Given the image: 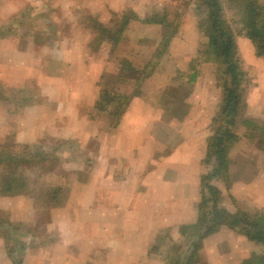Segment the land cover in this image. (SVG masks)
Instances as JSON below:
<instances>
[{
  "label": "crops",
  "instance_id": "crops-1",
  "mask_svg": "<svg viewBox=\"0 0 264 264\" xmlns=\"http://www.w3.org/2000/svg\"><path fill=\"white\" fill-rule=\"evenodd\" d=\"M109 7L114 6L110 4L98 8L101 17L97 20L100 25H96L94 29H98L100 35L96 36V42L93 41L91 55L84 50L69 47H61L60 51H52L49 55H40L51 66L59 63L62 68L65 66L73 72L69 74L66 93H73L69 89L77 85L81 96L83 93L89 94L92 91L90 88L98 92L97 81L103 78V74H124L123 67L133 60L135 54H126L124 60L120 61L107 54V41L102 39L101 30L111 29L110 25L108 27L102 24V18L107 20V15L110 18L115 13ZM161 21L151 22L142 16L133 25L128 19L120 30L139 31L137 38H130L128 41L123 39L122 33L117 34L113 43L108 41L110 48L114 45L115 49L130 53L138 47V37H141L143 44H149L150 30H155L160 34V38L154 41L156 49L160 45L164 25L169 23L164 16ZM45 26L48 27L49 24ZM0 29L6 28L0 26ZM32 38L38 40L37 35ZM186 43L181 37L178 39L175 33L165 48L161 45L164 51L157 62L168 56L165 55L166 52L169 53V58H173L170 60L172 64L169 63L164 73L160 64L152 71L148 69L144 72L141 67L140 79L146 85L139 92L135 93V90L128 94L132 100L123 105L124 113L119 119L113 120L108 129H103L98 119L90 121L86 115L75 116L76 120L84 121L89 129H93L92 158L85 157L83 166L80 165L76 170H70L72 168L68 166L67 173L83 171L84 178L72 185L71 198L62 206H52L49 209L43 229L35 234L21 232L20 238L25 236L26 245L19 264H169L165 255L152 251L154 245L159 246L155 243L156 237L165 229V238L169 243H175L185 233L184 228L198 223V206L203 195L201 179L202 176L213 173L214 158L209 143L214 133L215 115L222 103L221 88L217 85L218 76L199 73L198 68L201 70L204 62L201 63L200 60L198 41L193 40L190 45ZM33 45L36 46L37 43ZM176 50L181 54L175 55ZM22 53V50H18L17 56H22ZM29 54L33 59L39 57L36 56V49H31ZM138 58L141 63L144 62L143 54ZM149 64L147 61V65ZM188 64L189 74H182ZM53 67L43 73V70L29 66L24 72L57 74ZM18 69L22 72L21 68ZM203 78L205 82L199 85V80ZM155 80L157 86L154 87ZM187 82L191 86L189 90L181 87ZM151 93L155 96L151 97ZM54 95H57V88ZM50 96L47 95V101L43 100L42 105H31L23 110V113L35 116V124L43 126L40 133H36L35 130L32 132L33 128L29 125L32 133L28 141L50 136L55 141L69 139L81 151L86 150L85 147L91 145H86L87 140L82 137L59 136L64 127L71 125L68 121L74 116L75 106L68 105L65 110L57 106V103L63 102L66 95L60 99ZM71 97L76 98V95ZM251 100L256 99L245 100V114L242 115L245 121L260 115L256 109L253 113L250 112L251 107L255 108V103L252 104ZM258 103L264 110L261 96ZM60 123L63 125L60 126ZM235 126L237 131L234 134L237 139L227 151V161L220 174L209 181V184L222 193L223 199L219 207L228 213L235 212L237 205L243 200L238 193L248 187L244 181L231 176L235 172L231 173L230 168L232 165L246 167L244 158L253 157L255 162L257 157L255 144L253 147L250 143L247 144L241 134L242 131L245 133L246 127L240 125L239 120ZM15 141L21 142L17 136ZM1 150L5 149H0V153L3 152ZM7 155L12 156L11 153ZM70 157L72 156L68 155L65 160L71 165L73 163ZM2 158L7 157L0 154V159ZM78 158L79 155L74 157ZM250 162L249 165L252 164ZM252 166L255 169V164ZM253 187L255 189L256 184ZM13 199L11 200L16 201ZM46 205L51 206L48 202ZM241 239L243 238H239L228 225L222 224L216 231L207 234L202 244H194L198 245L208 264H219V259L220 264H236L237 260L243 259L247 254L243 252L244 246L253 245V242L251 244L248 240ZM194 244H188V259L198 254L199 249ZM1 250L2 248L0 255Z\"/></svg>",
  "mask_w": 264,
  "mask_h": 264
},
{
  "label": "rangeland",
  "instance_id": "rangeland-1",
  "mask_svg": "<svg viewBox=\"0 0 264 264\" xmlns=\"http://www.w3.org/2000/svg\"><path fill=\"white\" fill-rule=\"evenodd\" d=\"M244 1L217 0L216 2L221 9V18L230 25L234 43L233 61L238 65L239 73L243 74L237 88L241 93L240 105L248 98L256 99L251 100L252 104L255 103V108L251 107L250 112L253 113L255 109L260 112L258 118H249L242 122V117L239 120L240 125L246 127L245 133L240 132L242 136L244 135L247 144L250 143L252 147L255 144L257 155L255 162H253V157L244 158L247 163L246 167L232 165L230 168L231 173L235 172L231 176L234 175L248 185L245 190L242 189V192L238 193L243 200L237 205L235 212L241 217L243 215L252 217L256 213L264 212V110L258 103L260 96L264 100V56H256L251 42L240 34V26L237 23L238 12ZM255 2L264 4V0ZM110 4H113L114 7L109 8H113L115 13L111 14L110 18L107 15V20L102 18L104 21L102 24L108 27L110 25L111 29L101 30L102 39L107 41V54L117 61L124 60L126 54H135L133 60L123 67L124 74H103V78L97 81L98 92L90 88L92 91L89 94L83 93L81 96L77 85L73 89H69L73 93H66L65 88L69 85L67 84L69 74L73 72L65 66L62 68L59 63L58 65L53 64L54 67L51 66L44 61L45 57L42 56L43 54L49 55L52 51H60L61 47L78 48L91 55L93 41L96 42V36L100 35L98 29H94L96 25H100L98 20L101 15L98 8ZM109 8L107 9L109 10ZM206 9L207 5L200 0H0V26L6 28L0 29V149H5L1 150L3 152L0 154L7 157L0 159V249L2 248L0 264H19L22 253L18 245L23 244V247L26 245L25 236L20 238L21 232L22 234L40 232L47 216H49V209L52 206H62L67 199L71 198L72 185L79 183L84 178L83 171L70 174L67 173V168L71 166L70 170H76L77 167L80 168V165L83 166L85 157L92 158L91 136L94 132L92 128L89 129V126L84 124V121L76 120L75 116L86 115L90 121L94 118L98 119L102 128L108 129L109 124H112L113 120L119 119L124 113L123 105L131 99V95L128 94L135 90L137 93L142 86L146 85L144 80L140 79L141 67L144 72L148 69L152 71L160 64L161 71L164 73L170 60H173L166 52L165 55L168 54V58H161V62H157L160 57H157L158 47L154 48V41L160 38V34H157L158 32L155 30L149 32L151 34L149 44H143L141 37H138V49L135 48L130 53L119 48L115 49L114 45L111 49L108 41L111 40L113 43L117 34L122 33L123 39L128 41L130 38L135 40L139 34V31L132 29L122 32L120 27L123 26V22L129 19L131 24L135 25L142 16L146 18L155 16L160 20L164 16V19L169 23L164 27L161 39L166 38L170 31H174L176 37L178 39L181 37L183 41L187 42V45H190L193 40L198 41L197 46L200 53L207 49L209 40L206 26L202 27L203 29L198 27L201 18L206 14ZM46 11L47 13H45ZM44 14L48 16L45 17ZM45 24H49V26L47 27ZM38 28L44 29L39 30ZM35 35L38 40L32 38ZM34 41L37 43L36 46L33 45ZM89 41L91 42L89 43ZM58 44L63 45L59 46ZM102 48L104 49V44ZM161 48L163 47H160V51H164ZM185 48L188 49V47ZM31 49L38 50L36 56L39 57L33 59L29 54ZM18 50L24 52L22 56H17ZM251 52L257 57V60L251 56ZM177 53L180 52L176 50L175 55ZM140 54H143L144 62L142 63L138 58ZM170 55L172 54L170 53ZM147 61L150 63L149 65H147ZM201 63L202 69L198 68L199 73L218 76L217 85L221 88L223 99L225 89L232 88L227 80L228 77L223 73L228 64L224 61L221 64L218 60L201 61ZM29 66L37 67L43 70V73L47 71L46 69L53 67L57 74L25 73V69H28ZM188 66L189 64L183 69L182 74H189ZM18 68H21L22 72ZM183 79L185 80V78ZM89 82L91 81L89 80ZM153 82H155L154 87L157 86V80ZM204 82V78L199 80V85ZM181 87L189 90L191 86L187 82ZM56 88L57 95H54ZM51 94L53 95L50 96ZM73 94L76 95V98L71 97ZM47 95L50 98L57 96L59 99L66 95L63 102H59L63 104L57 103V106L65 108V110L68 105L75 106L74 116L68 121L71 125L64 127L59 136L82 137L87 140L85 141L86 145H91L85 147L86 150L82 148L84 151H81V148L78 149L69 139H56L55 141L50 136H42L37 141H32V139L28 141L30 133L35 131L40 133L43 126L35 124L33 122L36 120L35 116L23 113V110L31 105H42L43 100L47 101ZM150 96L154 97L155 95L151 93ZM78 101L79 103H77ZM50 102L53 100L50 99ZM241 114H245L244 108L241 109ZM10 123H14V126ZM29 125L33 128L32 132L28 128ZM62 125L60 123V126ZM236 131L237 128L234 126L233 133ZM15 135L21 142L15 141ZM47 141L49 142L47 143ZM82 144L84 145V143ZM8 153H11L12 156L8 157ZM68 155L72 156L70 157L73 163L71 165L65 160ZM77 155L79 158L74 159ZM249 162L252 164L249 165ZM253 164H255V169ZM7 179H10V182H6ZM253 184H256L255 189ZM6 185L10 186V191L5 190ZM250 185L252 186L250 187ZM203 193L207 196V201L205 200L202 205L199 203L198 206L199 223L197 224L202 225L200 232L196 233V229L192 227L184 228L185 233L175 243H169L165 238V229L157 235L159 237H156L155 243L159 246L154 245L152 251H158L163 256L165 255L169 264H208V260L206 261L199 248L198 254L193 255L185 263L188 244L192 242L202 244L206 237L199 238V235L205 233L203 230H206L207 226L211 224L209 219L213 216L211 204L215 201L217 204H221V199H223L220 192L219 196H213L203 189ZM12 198L16 201H12ZM47 202L51 206L46 205ZM192 232L195 234L193 235ZM235 234L239 238L245 239V235L236 232ZM243 239L241 241H244ZM249 242L252 244L253 241ZM243 252H247V254L243 259L237 260L236 264H244L245 260H248L250 264H257V256L264 254V244L257 245L254 242L253 245L246 244ZM220 261L219 259V264Z\"/></svg>",
  "mask_w": 264,
  "mask_h": 264
},
{
  "label": "trees",
  "instance_id": "trees-1",
  "mask_svg": "<svg viewBox=\"0 0 264 264\" xmlns=\"http://www.w3.org/2000/svg\"><path fill=\"white\" fill-rule=\"evenodd\" d=\"M200 1L207 5V9L206 14L201 18V23H199L198 27L199 29H203L202 27L206 26L208 33L206 31L205 32L207 33L209 39L207 49L199 53L200 59H202V61L218 60L221 64L224 61V63L228 64L227 67L224 68L223 73L226 77H228L227 80L230 82V86H232L230 90L225 89L222 103L220 104L214 119V133L209 143V147L214 158V168L212 169L213 173L204 175L201 179L203 189L208 191L210 195L219 196V191L214 186L209 184V181L212 177L220 174L223 164L225 165L227 161L225 157L227 151L237 139L232 130L235 123L242 119L241 109L245 107V100L242 101L240 105L239 101L241 99V93H239L237 89L243 74L239 73L237 69L238 65L235 64V61H233L234 43L232 32L229 23L225 22V20L221 18V9L219 4L216 2L217 0ZM255 1L256 0L244 1L241 5V10L238 12L237 23L240 26V34L248 39L253 45L255 55L264 56V4H257ZM147 20L151 22L161 21L155 16H149L147 17ZM126 22L127 21L123 22V25ZM167 25L168 23H166L164 27ZM173 35H175V32L170 31L166 38L161 39L157 50L158 58L163 52L160 51V46L162 45L165 48V45H167L166 43L171 37H173ZM243 122H245V120H243ZM20 161L23 162L22 159H20ZM6 182H10V179H7ZM9 189L10 186L6 185L5 190L10 191ZM204 194L205 193H203L201 197V205L205 203V200L207 201V196ZM218 204L216 201L211 204V211L213 214V216L209 218L211 220V224L207 226L206 230H203L205 233L200 234L199 238L216 231L220 225L225 224L237 234L241 233L245 235L246 240L253 241L257 245L264 244V212L256 213V215L252 217H246L247 215H243V217H241V215H238L236 212H226L224 209L219 207ZM191 227L196 229L197 233L201 231L202 225L195 224ZM192 233L193 235L195 234L194 232ZM192 244L194 243L192 242ZM18 246L22 253L24 250L23 244H19ZM194 247L198 248V245L194 244ZM189 259L186 256L185 263ZM248 262V260H245L244 264H250ZM256 263L264 264V254L257 256Z\"/></svg>",
  "mask_w": 264,
  "mask_h": 264
}]
</instances>
